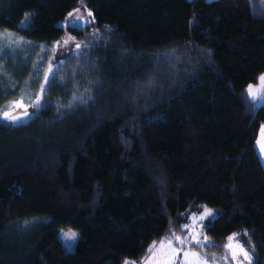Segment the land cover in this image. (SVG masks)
Here are the masks:
<instances>
[{
    "label": "trees",
    "instance_id": "obj_1",
    "mask_svg": "<svg viewBox=\"0 0 264 264\" xmlns=\"http://www.w3.org/2000/svg\"><path fill=\"white\" fill-rule=\"evenodd\" d=\"M78 1L97 40L44 66L34 47ZM0 32L19 40L0 48V114L33 107L0 121V264L141 261L200 205L215 216L194 248L219 258L243 229L264 264V102L245 90L264 73V0H0Z\"/></svg>",
    "mask_w": 264,
    "mask_h": 264
},
{
    "label": "rangeland",
    "instance_id": "obj_2",
    "mask_svg": "<svg viewBox=\"0 0 264 264\" xmlns=\"http://www.w3.org/2000/svg\"><path fill=\"white\" fill-rule=\"evenodd\" d=\"M70 13L72 14L71 17H69ZM89 13L90 12L84 5L83 1L76 2V4L65 14L63 19L57 23V25L63 30L62 36L58 40H53L48 43H41L34 47L36 55L35 60H41L44 62V66H47L52 61L62 59L69 51L77 50L85 45L93 44L97 40L99 34ZM67 28H72L79 31V36L67 32ZM18 41L19 40L16 37L10 36L8 32H5V34L0 32V48H12L18 45ZM78 44L80 45L79 48H77ZM262 75H264V73L259 74L255 82L249 83L245 87L247 93L249 85H252L254 88L260 86V77ZM26 91L27 89H22L20 91L21 96L25 94ZM249 97L252 100L254 106H258L264 102V97L259 95L255 99H253L251 96ZM8 105L9 106L6 108L10 109L7 111L12 112L13 108L11 107V104ZM21 109H23V112L14 114L21 117L17 122L25 121L32 113L33 107L31 103H29L27 106H24ZM25 111L28 113L26 116L22 115ZM0 121L11 124L17 123L11 121L10 119L3 118L2 114H0ZM262 130H264V123H261L259 126L257 137L254 141V148L259 162L264 170V135H262ZM205 207L211 209L206 205H200L197 210L185 214L186 222L178 221L174 227H170L167 233L163 235L161 240L154 243L155 248H152L154 244L150 246L146 256L143 258L144 264H251L253 256L251 253L250 242L243 229L234 231L225 238L223 243V252L219 258L216 256H212L211 258L204 251L194 248V246L204 247L211 244L210 240L208 239V243H203L205 238L203 227L215 216V212L211 209L213 214L211 216L204 217L203 220H200L199 217L204 212ZM185 225H188L189 227L185 228ZM70 230L77 233L75 230L69 228L60 230L57 234L58 238L63 242L64 247L67 250L72 249L76 240L69 241L66 237H64L63 234ZM195 233L199 234V238L202 241L201 244H195L191 242L179 244L174 240V235L180 236L182 239L188 237L190 240L191 234ZM234 233H238L239 235H237L235 241L232 242L233 248L229 250L225 247V245L229 242L228 238ZM162 241L164 242L163 246H161ZM169 241H172L171 246H169ZM69 244H71V247L68 246ZM237 245L242 246L243 249L248 253V255L251 257L250 261L246 260L242 253L238 254L236 259L233 258L232 252H238ZM150 249L152 250L150 251ZM184 251L196 252L199 254V257L197 258L189 256L185 258L183 254Z\"/></svg>",
    "mask_w": 264,
    "mask_h": 264
},
{
    "label": "snow or ice",
    "instance_id": "obj_3",
    "mask_svg": "<svg viewBox=\"0 0 264 264\" xmlns=\"http://www.w3.org/2000/svg\"><path fill=\"white\" fill-rule=\"evenodd\" d=\"M30 15H31V14H26L25 20L22 21V24H24V23L27 22V19H28V17H29ZM71 15H72V14L70 13V14H69V17H71ZM89 15H91V13H89ZM79 47H80V45L78 44V45H77V48H79ZM51 71H52L51 66H49V70H48V72L45 73V81H47L48 76H49V73H51ZM260 82H261V83H260V86H258V87H256V88H254L252 85H249V86H248V93H249V96H251L253 99H255L258 95L261 96V97H264V75H262V76L260 77ZM43 90H44V86L42 85V86H41V91H43ZM37 103H39V98H38V100H37ZM11 107H12L13 110H14V109L17 108V107L22 108V107H24V105H23L22 101H13V102H11ZM22 115L26 116V115H28V113L25 111ZM2 116H3V118L10 119V120L13 121V122H17V121H19L20 118H21V117L18 116V115H12L11 112H9V111H4V112L2 113ZM262 135H264V130H262ZM212 214H213V213H212V210H211V209H208V208L205 207L204 212H203L202 215L199 217V219H200V220H203L204 217L211 216ZM184 227H185V228H188L189 226H188V225H185ZM63 235H64V237H66L67 240H69V241H74V240L77 238V233L72 232L71 230L68 231V232H66V233H64ZM237 235H239V234H238V233H234V234H232V236H230V237L228 238V241H229V242L225 245L226 248H228L229 250H231V249L233 248V243H232V242L235 241V238H236ZM174 240H175L176 242H178L179 244H186V243H189V242H191V243H195V244H201V243H202V241H201L200 238H199V234H198V233L191 234V236H190V240H189L188 237H185V238L182 239L180 236H175V235H174ZM168 243H169V246H171L172 241H169ZM203 243H208L207 237L204 238ZM163 244H164V242L162 241V242H161V246H163ZM68 246L71 247V244H69ZM237 247H238V252H235V251L232 252V256H233V258L236 259L237 256H238V254L242 253L243 256H244V258H245L246 260H249V261H250V260H251V257H250V256L248 255V253L243 249V247H242V246H239V245H237ZM152 248H155V244L152 246ZM151 250H152V249H150V251H151ZM183 254H184L185 258H187V257H189V256L197 257V258L199 257V254L196 253V252H188V251H184ZM125 264H134V262L125 261Z\"/></svg>",
    "mask_w": 264,
    "mask_h": 264
},
{
    "label": "water",
    "instance_id": "obj_4",
    "mask_svg": "<svg viewBox=\"0 0 264 264\" xmlns=\"http://www.w3.org/2000/svg\"><path fill=\"white\" fill-rule=\"evenodd\" d=\"M21 112H23V109H21L20 107H17L11 112V114L14 115V114L21 113Z\"/></svg>",
    "mask_w": 264,
    "mask_h": 264
},
{
    "label": "built area",
    "instance_id": "obj_5",
    "mask_svg": "<svg viewBox=\"0 0 264 264\" xmlns=\"http://www.w3.org/2000/svg\"><path fill=\"white\" fill-rule=\"evenodd\" d=\"M134 264H140V261L134 262Z\"/></svg>",
    "mask_w": 264,
    "mask_h": 264
},
{
    "label": "crops",
    "instance_id": "obj_6",
    "mask_svg": "<svg viewBox=\"0 0 264 264\" xmlns=\"http://www.w3.org/2000/svg\"><path fill=\"white\" fill-rule=\"evenodd\" d=\"M140 264H144L143 259L140 261Z\"/></svg>",
    "mask_w": 264,
    "mask_h": 264
}]
</instances>
